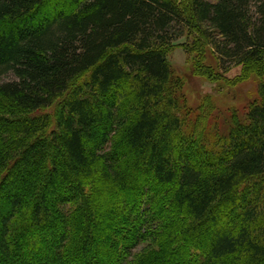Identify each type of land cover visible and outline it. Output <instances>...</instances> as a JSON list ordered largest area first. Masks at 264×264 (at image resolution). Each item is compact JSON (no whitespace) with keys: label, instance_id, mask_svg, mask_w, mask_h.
I'll return each mask as SVG.
<instances>
[{"label":"trees","instance_id":"1","mask_svg":"<svg viewBox=\"0 0 264 264\" xmlns=\"http://www.w3.org/2000/svg\"><path fill=\"white\" fill-rule=\"evenodd\" d=\"M187 10L0 0V264H264V0ZM193 31L195 76L207 49L258 102L189 107Z\"/></svg>","mask_w":264,"mask_h":264},{"label":"rangeland","instance_id":"2","mask_svg":"<svg viewBox=\"0 0 264 264\" xmlns=\"http://www.w3.org/2000/svg\"><path fill=\"white\" fill-rule=\"evenodd\" d=\"M176 1L188 15L187 9L190 0ZM195 38H199L197 31L186 32L185 36L175 42V45L171 46L168 50V60L174 73L173 78L177 77L183 82L182 91L188 101L189 107L195 109L208 99L214 103L218 111L226 113L231 110L245 111L250 105L258 102L259 80L256 77H252L235 85V80L242 73L241 67H232L228 73H224L223 75L215 73L217 61L211 51L207 49L201 56L202 67L206 66L213 70L207 74L204 71L205 69H203L200 76H195L193 62L196 60V56L194 57L192 50H189L191 42ZM176 87L173 80L170 91H173V88L176 90ZM199 112L202 116L201 118H206V121H208L207 130L210 131L212 124L210 114L207 111L205 113ZM207 115L208 118L206 117Z\"/></svg>","mask_w":264,"mask_h":264}]
</instances>
